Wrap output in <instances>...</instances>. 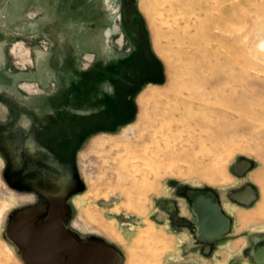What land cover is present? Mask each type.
<instances>
[{"label": "rangeland", "instance_id": "rangeland-1", "mask_svg": "<svg viewBox=\"0 0 264 264\" xmlns=\"http://www.w3.org/2000/svg\"><path fill=\"white\" fill-rule=\"evenodd\" d=\"M263 41L264 0H0V264L46 221L117 264H264Z\"/></svg>", "mask_w": 264, "mask_h": 264}, {"label": "water", "instance_id": "water-1", "mask_svg": "<svg viewBox=\"0 0 264 264\" xmlns=\"http://www.w3.org/2000/svg\"><path fill=\"white\" fill-rule=\"evenodd\" d=\"M247 205L253 200L250 189L234 195ZM189 199L196 219L198 235L203 240H214L228 230V220L220 212L211 193L191 192ZM24 259L27 264H117V256L96 241L78 243L60 224L44 222L31 229L24 240ZM264 261V248L256 254Z\"/></svg>", "mask_w": 264, "mask_h": 264}, {"label": "bare ground", "instance_id": "bare-ground-1", "mask_svg": "<svg viewBox=\"0 0 264 264\" xmlns=\"http://www.w3.org/2000/svg\"><path fill=\"white\" fill-rule=\"evenodd\" d=\"M260 49L264 51V41L260 44Z\"/></svg>", "mask_w": 264, "mask_h": 264}]
</instances>
